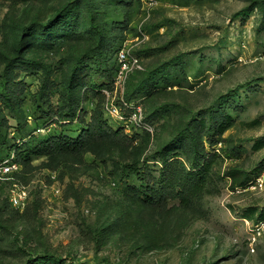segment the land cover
<instances>
[{
    "label": "rangeland",
    "instance_id": "rangeland-1",
    "mask_svg": "<svg viewBox=\"0 0 264 264\" xmlns=\"http://www.w3.org/2000/svg\"><path fill=\"white\" fill-rule=\"evenodd\" d=\"M70 1L0 0V119L9 144L34 136L45 121L34 132L75 135L98 110L113 129L123 125L107 110V97L90 89L83 104L92 100L91 116L58 120L74 56L96 44L84 5L61 32L27 37L22 53L41 61L33 72L19 61L20 26L46 22ZM89 2L109 56L105 72L93 73L94 82L109 80L108 65L122 46L141 64L125 92L131 77L135 82L162 65L169 73L149 92L133 94L142 106L141 123L95 137L83 153L27 160L11 148L18 168L0 177V264H27L45 254L62 264H264V0ZM45 64L49 77L41 96ZM85 85L74 87L77 99ZM113 99L132 113L125 96ZM189 121L200 161L209 165L208 182L186 205L176 197L148 205L141 190L160 186L167 165L183 172L192 165L189 136L182 147L167 150L176 157L158 152ZM134 162L144 179L135 171L127 176ZM231 168L246 171L248 182L233 186ZM21 191L26 203L17 206L12 198Z\"/></svg>",
    "mask_w": 264,
    "mask_h": 264
},
{
    "label": "trees",
    "instance_id": "trees-1",
    "mask_svg": "<svg viewBox=\"0 0 264 264\" xmlns=\"http://www.w3.org/2000/svg\"><path fill=\"white\" fill-rule=\"evenodd\" d=\"M81 5H84L85 10L87 11L88 29L95 33L96 44L94 46H88L84 48L74 56V61L65 80L63 106L61 109H59L60 118H58V120L60 123L71 122L74 120L84 122V118L81 116L82 113L88 112L90 116L92 115V109L94 108V103L92 100L87 102V106H84L83 104L85 95L84 93H86L88 89L92 90V92L95 94H99L101 91L102 95L105 97H107L105 91L114 90L115 74L119 67L117 57L113 63L111 62L108 65L107 77L109 80L94 82L92 78L93 73L98 70L102 73L105 72L106 68H104V65L107 63V59L109 57L107 55L108 46L104 44L106 37L105 32L101 28L100 24L95 20L93 7L91 6L89 0H74L67 2L64 7L58 11L56 17L48 19L46 22L34 20L30 24L21 25L20 37L15 43V47H17L19 53H21L20 57H18L20 63L25 66L27 70L33 72L35 64H39L41 61L27 57L22 53L27 37L38 32L43 34L61 32L63 30V25L68 24L71 20L77 19L79 17L77 11L80 10L79 7H81ZM43 67L44 80L40 88L41 96L44 94L43 91L47 86L49 77L47 65L45 64ZM166 69H168V66L166 65L164 67L162 65L160 68L156 67L154 69H150L136 78L135 82L132 81L133 77H131L129 83V88H131L128 89L124 94L126 101H135L133 94L136 92H149L158 83V77L162 73H169L166 71ZM131 74L132 72L129 74L128 79ZM81 83L86 85L83 87L82 97L80 100L75 97L74 87ZM2 95L5 101L12 105V99L8 91L5 90ZM88 105H90V108H88ZM37 107L39 109L42 108L40 104H38ZM130 110L132 111L131 108L127 107V112ZM47 123L48 122L45 121L42 126H36L35 130L40 131V129L45 127ZM200 123L205 124L203 119L199 121V124ZM186 126V129L179 130L177 135H175L168 145L159 149L158 152L164 158H168L167 155L169 157H176V153H171L169 155L167 154V150L182 147L186 137L189 136L192 144L190 147L194 153L191 160L192 165L189 167L190 169H186L185 172L181 171L177 164L167 165V168L164 169L163 173L161 174L162 178L160 179V186L147 184L144 189L141 190V195H143V199L148 205L154 206L161 204L171 197L179 198L180 201L186 205L193 197L199 195L202 192L208 182L207 173L209 165L200 161L202 156L200 153V148L195 142L190 121L186 124ZM126 127L127 126L123 122V125L113 129L107 122L103 113L98 110L96 112L95 121L90 122L75 135L65 134L62 132L59 134H46L34 132V130V136L33 134H28L25 136L26 138H23V140L15 141L14 143L9 144L7 133L3 131L0 119V154L6 151V154L9 155L12 148L14 153H21L25 159L28 160L32 157H40L52 153H83L84 151L88 150L89 142L95 137L102 138L109 134L118 135L123 132ZM225 127V124H220L219 126L220 130H224ZM263 143L264 142H260L261 145ZM2 159L3 156H0V160ZM127 168V176L131 171H135L139 174L138 176H140V178L144 179V174L138 169L137 162L128 164ZM228 175L232 179L233 186L244 185L249 180L248 173L246 171H241L239 168H231L228 171ZM177 186H180V188L178 189ZM260 218L264 219V208H262L260 211ZM27 264H62V262L53 255L45 254L40 257L37 256L36 258L34 257L29 259ZM67 264L73 263L69 262Z\"/></svg>",
    "mask_w": 264,
    "mask_h": 264
},
{
    "label": "built area",
    "instance_id": "built-area-1",
    "mask_svg": "<svg viewBox=\"0 0 264 264\" xmlns=\"http://www.w3.org/2000/svg\"><path fill=\"white\" fill-rule=\"evenodd\" d=\"M117 59L119 67L115 74L114 90L105 91L107 95L106 108L112 115L118 117L121 121H123L128 128L132 121H136V123L138 124L142 122V106L140 104H135L133 101L127 102L125 99H123V105L132 109V113L125 114V112L121 109L118 103L114 101L113 96L119 94L121 95V97H124L126 82L130 72L135 69L141 68V64L139 62V58L136 55L131 54L127 46H122L119 48ZM17 168L18 165L14 160V154L3 158L2 160H0V177L12 173ZM259 185L262 186V182H260ZM26 196V193L24 191H21L20 193L16 194L12 199L15 205L21 206L25 205Z\"/></svg>",
    "mask_w": 264,
    "mask_h": 264
}]
</instances>
